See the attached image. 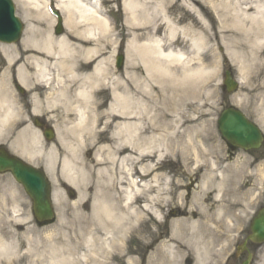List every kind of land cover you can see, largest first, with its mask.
Returning <instances> with one entry per match:
<instances>
[{
  "label": "bare ground",
  "instance_id": "1",
  "mask_svg": "<svg viewBox=\"0 0 264 264\" xmlns=\"http://www.w3.org/2000/svg\"><path fill=\"white\" fill-rule=\"evenodd\" d=\"M15 1H25L35 9H41L46 4V0ZM107 2L111 5L113 0ZM102 4V0H54L55 8L65 14L66 29L71 35H52V23H49L45 33L40 36L44 39L39 44L33 36L34 29L27 27L25 47L38 52L26 54L19 69L24 64L32 68L37 78L35 83L40 84L42 89L54 84L47 77L48 69H68L73 74V58L80 55L81 60L86 61L95 56L100 44H110L113 28L106 16L110 7L101 8ZM121 10L125 16L123 30L127 43L126 79L143 93H150L153 98H135L134 94L124 98L122 93L116 91L115 84H119V78L111 81L113 98L107 100L87 98L90 92L83 85L73 90L78 98H61L65 92L58 89L54 99L61 102L67 125L57 138L66 145L69 153L61 159V171L66 182L78 187V198L82 201L90 188L84 184L83 165H76L75 160L80 158L78 150L85 147L86 142L100 144L102 135L108 133L109 145L103 143L101 146L113 148L112 156L123 154L124 160L131 157L130 152L134 151L139 154V160L156 159L155 163L144 164L138 169L139 177H135L136 171L132 173L127 164L124 165L123 171L127 172L126 187L121 186L125 181L117 180L123 191V200L114 197L110 198V202H105L95 197L89 214L78 210L84 206V202L75 207L74 221L86 223L88 228L89 233L82 244L88 250L117 243V234L132 229L133 223L144 219L143 212H150L155 219L160 220V213L153 207L158 194L148 196L155 186L158 189L159 183H150L157 182L158 178L154 174L151 181L141 179L138 183V179L147 176L145 171L148 169L150 174L160 169L162 165L157 162L162 157H168L170 165L182 168L183 172L193 176L200 174L194 187L197 188L201 203L205 204L204 211L199 215L190 212L176 219L169 237L162 240L158 247L160 258L171 261L181 247L179 240L185 242L192 239L198 235L197 231L201 227L209 226L206 214L214 209L213 205L220 198L223 187L222 171L216 168V161L208 157L211 151L208 147L209 134L193 121L191 112L180 111L184 99L177 98V92L206 79V69L210 66L208 62L220 55L218 48L221 47V54H227L232 49L238 51L244 67L252 69L251 75L256 83L253 89L255 95L264 98V0H121ZM169 10L175 14L173 20L169 17ZM156 14L160 15L156 17ZM159 19L161 22L158 24ZM38 45L41 47L38 48ZM10 53V46L0 45L2 57L9 59ZM107 60L108 56L93 62L94 83L101 84L109 80L106 70H103ZM16 62L19 63L18 60ZM140 71L142 78L138 74ZM168 83L171 84L174 98H156L155 90L159 91L162 84V90L165 91ZM36 87H32L31 92H35ZM13 98L7 84L0 79V133L17 123L12 107ZM171 104H175V107H171ZM101 120H104L102 128L99 127ZM68 134L75 143H67ZM87 134L90 137H86ZM38 140L37 133L26 140L33 154L43 151L38 146ZM47 156L46 167L50 168L56 161V150L51 148ZM96 160H102L100 153L96 154ZM100 170L97 175L101 173ZM161 176L165 178L162 189L168 193L170 179L165 173ZM60 193L61 190L54 185V203L59 200ZM100 193L101 197L106 194ZM144 195L147 197L139 208L138 200ZM63 213L65 215L66 211ZM213 214L219 216L220 209L215 207ZM83 233V230H79L78 235L83 236ZM13 235L11 229L0 226V263L17 254L18 247L11 241ZM195 253L199 261L198 248ZM89 258L96 263L94 250L81 256L82 260ZM126 260L130 263L133 258Z\"/></svg>",
  "mask_w": 264,
  "mask_h": 264
},
{
  "label": "rangeland",
  "instance_id": "2",
  "mask_svg": "<svg viewBox=\"0 0 264 264\" xmlns=\"http://www.w3.org/2000/svg\"><path fill=\"white\" fill-rule=\"evenodd\" d=\"M13 1L16 9L19 8V13L22 11L23 14H28L30 18L28 21L34 24L32 26L36 24L46 29L47 21H52L44 10H42L43 13H37V11L28 7L25 1ZM119 4L120 1L118 2L116 0L112 3V6L113 10L117 11L120 22L123 20V15L118 11L120 9ZM20 5H23V7L20 8ZM23 14L18 15L22 16ZM62 14L64 15L63 12ZM38 15L40 16L38 17ZM156 15L159 16L160 14ZM36 17H38V21ZM169 17L172 20L175 18L173 10H169ZM160 22V19L157 20L158 24ZM114 41L116 47L119 42L121 51L123 43L125 42L124 32H118L117 30L114 35ZM236 51V49H232L227 54H221L223 53L222 48H218L220 55L208 62L210 66L206 69V79L202 83H195L194 86L188 85L186 88H182L181 92H177V98L184 99V105L180 111L191 112L194 117L193 121L198 127H203L209 134L208 147L211 151L208 157L216 161L218 164L216 168L219 171L226 172L225 175L228 181L225 183L227 186H224L225 193L217 202L220 205L230 202V196H233L236 191L247 189L244 183L246 178H254V181L259 182L258 184L260 186H262V182L264 181V162L256 165L254 170L249 169L248 172L246 165L247 161L249 162V156L247 154L239 151L233 158L229 159L225 141L221 138L217 129V118L222 109L227 106L240 108L249 118L255 120L264 129V98H258L255 95L253 89L256 83L251 75L252 69L247 70L244 67V62L238 55V51ZM2 62L0 58V64ZM225 68L231 69L235 77L242 81L237 91L232 94H224L221 89V79ZM249 71L250 75L248 74ZM115 74L117 75L116 72ZM138 74L142 78L141 71ZM63 77H66V75L64 74ZM2 78L4 76L0 75L1 81ZM164 90H162L161 84V89L159 91L157 89L155 90V92L157 91L156 98H174L171 84H166ZM131 91L134 93V88ZM135 94L139 98H153L150 93L142 94V92H136ZM28 99L30 100L33 114H44L47 111L46 109L49 108L48 106L52 105L48 100L53 98ZM13 100L15 103V98ZM25 102H27L26 98L19 99L20 105ZM16 105L13 107H16ZM171 107H175V104H171ZM65 114L63 107H61V109H58V113H55V115L54 112L52 113V119H48V121L53 124L55 123L63 131L67 125V119L64 117ZM26 115L23 112L19 116L18 123L20 126L28 123L26 119L28 117ZM30 118H33V116L31 115ZM100 122L99 127L102 128L104 120ZM26 131L28 132V136L32 134L27 127ZM66 136L68 137H66V141L69 145L75 143L72 136L69 134ZM88 136L90 135L88 134ZM100 141H102L100 144L86 142L83 150H78L80 158L75 160V164L83 165L82 168L85 171L84 184L90 188V192L82 198V201L78 198L79 190L77 186L70 185L75 192L73 198L67 193L69 184L64 182L65 179L61 171V159L69 154L66 145L61 143L63 147L59 146V150L55 149L57 158L52 168H50L49 174L51 187L53 188L54 185H57L61 193L59 200L53 204L55 219L51 224L45 226H39L35 222L32 214L31 200L24 192L22 186L14 180L11 174H0V226L3 225L6 229H11L14 232L11 241L18 247L15 256L11 257L8 261L2 260L0 264H143V261L146 264H183L182 260L185 257L188 259H196V248H198L200 253L199 262L204 263L206 259L207 262L205 264H220V257L217 255L219 251L215 250V248L220 247L221 252L226 255L238 236L246 233V230L239 231L234 228H225L223 220L216 219L212 209L206 214L209 226L201 227L197 231L198 235H195L192 239L185 242L184 240H179L181 247L171 261L160 258L158 247L162 240L169 237L170 232L173 230V225H175L174 221L184 215L187 216L190 212L196 213L194 215H199L205 209V204L201 203L197 188L194 187L197 185L200 174L193 176L183 172L182 168L175 167V165L171 166V161H169L170 159L168 157H162L157 162L162 167L152 174L149 173L150 169H148L145 171L147 176H143V180L146 179L148 181L152 180L154 174L158 178L157 182H150L151 184L159 183L158 189L155 186V190L149 192L148 196L155 193L158 194V197L153 201V205L161 213V219L156 220L151 216L150 212H143L144 219L137 221L138 223L136 224L133 223L132 229L117 234V238L119 237L117 243L110 244L104 248L95 246L88 250L87 247L82 245L89 233L87 232L88 228L86 223L80 224L74 221L73 213L75 212V207L79 203L84 202V206L78 210L89 214L92 211V203L95 197L105 202H110V198L114 197L118 200H123V191L117 184V180L126 182L127 172L123 171L124 165L127 164V168L130 169L134 165L140 168L144 164L156 162L155 158L152 161L147 160V158L145 160H139V154L134 151L130 152L131 157L128 156L124 160L123 154L112 156L113 148L106 149L101 146L103 143L109 145L110 138L108 133H104ZM58 142L57 137L52 140L53 145H59ZM44 147L49 148L48 144H44ZM262 152L264 153V147ZM97 153H100L102 158L99 162L96 160ZM242 157L245 158L242 160ZM39 158L41 159V157ZM98 169H101V173L97 175ZM252 171H256V173L253 174ZM162 173L167 174L171 182L168 193L162 189L165 180L161 176ZM138 175L140 174L138 173ZM223 179L224 182L227 180L224 176ZM126 185L127 182L121 186L126 187ZM100 192H103V194L105 192L106 194L101 197ZM97 194L98 196H96ZM146 197L144 195L138 200V207L143 204ZM64 210L66 211L65 215L63 213ZM79 230L84 231L83 236L78 235ZM157 237H159V242L151 249L153 239ZM258 249L257 254L264 256V245ZM92 250L95 253L96 263H93V260L90 258L86 260L81 259L84 253H89ZM129 257L133 258L130 263L126 260ZM257 262V264H264V258H258Z\"/></svg>",
  "mask_w": 264,
  "mask_h": 264
},
{
  "label": "water",
  "instance_id": "3",
  "mask_svg": "<svg viewBox=\"0 0 264 264\" xmlns=\"http://www.w3.org/2000/svg\"><path fill=\"white\" fill-rule=\"evenodd\" d=\"M20 22L14 16L11 0H0V40L10 42L18 38ZM224 86L231 92L236 88L229 71L225 72ZM221 134L233 145L243 148H257L261 142L259 129L244 115L232 108L224 110L218 120ZM10 170L33 200V212L39 223L53 219V211L49 200V186L42 171L25 165L18 159L0 151V171ZM252 240L264 241V210H261L251 226Z\"/></svg>",
  "mask_w": 264,
  "mask_h": 264
},
{
  "label": "flooded vegetation",
  "instance_id": "4",
  "mask_svg": "<svg viewBox=\"0 0 264 264\" xmlns=\"http://www.w3.org/2000/svg\"><path fill=\"white\" fill-rule=\"evenodd\" d=\"M38 35H43L45 31H37ZM67 32H63L62 34H66ZM113 34V32H112ZM41 38V37H39ZM27 50H22L18 43L13 44L11 52V57L13 59V63H15L20 57L23 58L27 53L25 52ZM107 51V50H106ZM101 54H104V51L101 50L100 53L96 54L95 56L90 57L86 62L80 63V69L78 70V74L85 75V76H92V66L93 62L100 56ZM19 63L16 62V65L13 67L12 70V76H13V85L17 89V95L15 98H29L28 93L24 91V89L20 88L19 82L25 83L24 79H19L18 72H17V66ZM24 72V70H23ZM26 82H29L26 80ZM78 82L75 84L77 85ZM75 86L71 84L69 87L63 88L64 95L61 98H78L74 95L73 90L75 89ZM129 84L126 82V92L129 89ZM31 98V97H30ZM34 98H48L41 92H36V96ZM89 98H112L111 92L107 90V88H98L94 94L90 95ZM35 124H39L42 131L48 130L52 124L47 123L46 120H34ZM16 131L12 133H7L3 138L0 139V148L5 147L8 149H12L16 151L17 153L25 154L26 150L19 151L17 146V143L14 142L16 140L15 135ZM234 152H232L233 154ZM248 154H250L252 157L250 166L253 168L255 167L260 161L264 160V155H259V152L256 151H248ZM248 185V186H247ZM246 190H241L238 192L237 197L235 198L234 203L228 204L225 209V221L229 226H235L237 224L243 225L242 218L245 217V228L249 229L252 216L258 211V209L264 207V195H262V198L255 199L254 196L251 195L252 190L254 189V179L249 178L246 179ZM244 239L239 242L242 244ZM239 244V245H240ZM258 245L254 244L252 242H247L244 249H235L233 252L230 253V255L227 257V260L225 264H256V259L259 257L256 254V251L258 250ZM185 264H194L193 261H186Z\"/></svg>",
  "mask_w": 264,
  "mask_h": 264
}]
</instances>
